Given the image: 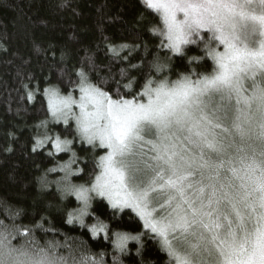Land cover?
I'll list each match as a JSON object with an SVG mask.
<instances>
[{
	"label": "snow or ice",
	"instance_id": "snow-or-ice-1",
	"mask_svg": "<svg viewBox=\"0 0 264 264\" xmlns=\"http://www.w3.org/2000/svg\"><path fill=\"white\" fill-rule=\"evenodd\" d=\"M144 2L162 20L152 29L167 41L160 46L183 53L197 45L204 55L189 64L207 57L211 69L173 79L164 74L171 57H154L140 91L122 94L117 82L115 98L77 70L78 99L56 87L43 90L52 119L75 122L73 140L45 135L33 151L50 141L56 152L72 153L60 166L62 191L81 203L67 222L90 227L93 236L104 232L121 253L128 241L152 234L168 264H264V0ZM109 51L118 55L111 44ZM74 140L104 150L87 187L68 180ZM94 197L131 209L147 231L109 234L99 217L86 224ZM59 247L41 243L27 226L0 222V264H83Z\"/></svg>",
	"mask_w": 264,
	"mask_h": 264
},
{
	"label": "trees",
	"instance_id": "trees-1",
	"mask_svg": "<svg viewBox=\"0 0 264 264\" xmlns=\"http://www.w3.org/2000/svg\"><path fill=\"white\" fill-rule=\"evenodd\" d=\"M154 27L162 28V20L143 0H0V222L31 228L38 241L58 243V252L75 254L83 264H168L166 251L152 234L142 235L139 243L128 241L121 253L104 232L93 236L90 227L68 223V213L79 203L62 191L58 168L72 153H54L50 141L33 151L45 135L73 140L72 123L69 127L50 119L43 90L76 93L77 70L115 98L117 82L122 94L140 91L154 57H171L164 74L173 79L180 72L211 69L207 57L189 64V57L204 55L197 45H187L178 54L162 48L166 39ZM109 44L118 55L109 51ZM123 44L130 47L120 48ZM130 80L132 88L125 89ZM71 147L76 153L71 166L78 171L71 182L91 184L102 149L78 140ZM89 212L85 223L99 217L109 234L147 231L130 210L112 209L103 199H94Z\"/></svg>",
	"mask_w": 264,
	"mask_h": 264
},
{
	"label": "rangeland",
	"instance_id": "rangeland-1",
	"mask_svg": "<svg viewBox=\"0 0 264 264\" xmlns=\"http://www.w3.org/2000/svg\"><path fill=\"white\" fill-rule=\"evenodd\" d=\"M143 1H144V0H143ZM166 42H167V41H166ZM174 54H178V53H174ZM73 94H74V98L78 99V98H79V89H77L76 93H73ZM62 95H63V94H62ZM77 111H78V109H77ZM50 119H51L53 122H56V121H54V120L52 119L51 114H50ZM57 123H63V121H60V122H57ZM70 123H72L73 126H74V128H75V122L72 121V120H70ZM63 124H64V123H63ZM54 139H55V138H54ZM60 139H61V140H64V139H62V138H60ZM90 146H91V145H90ZM52 148H53V147H52ZM98 148H99V147H98ZM53 152H54V153H61V152H56L54 148H53ZM102 152H103L102 154H104V150H103V149H102ZM102 154H101V155H102ZM63 164H64V163H63ZM63 164H61V165H63ZM61 165H60V166H61ZM60 166H59V168H58L59 170H60ZM71 168H72V166H71ZM98 171H99V169H98ZM98 171H97V172H98ZM61 172L63 173V177H64V176H65V172H64V171H61ZM77 173H78L77 170L72 169V175L77 174ZM72 175H70V176L68 177V180H69V181H71V176H72ZM63 177H62V181H61V185H62V186H63L64 183H65V181L63 180ZM93 180H94V179H93ZM85 186H86V187H87V186H90V184H89V185H85ZM73 196H74V195H73ZM74 197H75V196H74ZM96 198H98V199H103V200L108 204L107 200L104 199V198H102V197H94L93 200L96 199ZM93 200L91 201V204H92ZM78 203H79V206H80V203H81V202L78 201ZM118 210H120V209H118ZM124 210H125V209H124ZM128 210H130L132 213H134V214L136 215V213L133 212L131 209H128ZM89 211H90V209H89ZM136 216H137V215H136ZM86 217H87V216H85L84 219H86ZM137 217H138V216H137ZM138 218H139V217H138ZM141 222H142V221H141ZM75 223L79 224L78 222H75ZM142 224H143V222H142Z\"/></svg>",
	"mask_w": 264,
	"mask_h": 264
}]
</instances>
